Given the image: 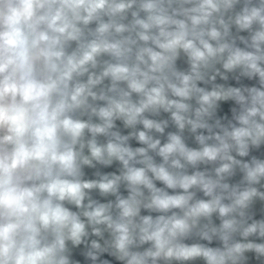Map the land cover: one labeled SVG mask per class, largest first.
Here are the masks:
<instances>
[{"label":"clouds","instance_id":"1","mask_svg":"<svg viewBox=\"0 0 264 264\" xmlns=\"http://www.w3.org/2000/svg\"><path fill=\"white\" fill-rule=\"evenodd\" d=\"M0 264H264V0H0Z\"/></svg>","mask_w":264,"mask_h":264}]
</instances>
